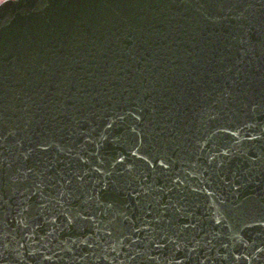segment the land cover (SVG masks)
Here are the masks:
<instances>
[{
    "label": "water",
    "instance_id": "1",
    "mask_svg": "<svg viewBox=\"0 0 264 264\" xmlns=\"http://www.w3.org/2000/svg\"><path fill=\"white\" fill-rule=\"evenodd\" d=\"M0 264H264V0L2 4Z\"/></svg>",
    "mask_w": 264,
    "mask_h": 264
},
{
    "label": "flooded vegetation",
    "instance_id": "2",
    "mask_svg": "<svg viewBox=\"0 0 264 264\" xmlns=\"http://www.w3.org/2000/svg\"><path fill=\"white\" fill-rule=\"evenodd\" d=\"M8 1H13V0H0V6Z\"/></svg>",
    "mask_w": 264,
    "mask_h": 264
}]
</instances>
